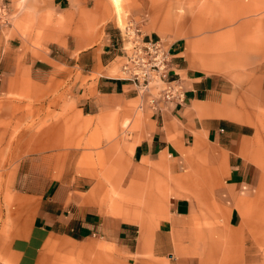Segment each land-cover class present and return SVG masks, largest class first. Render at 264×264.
I'll return each mask as SVG.
<instances>
[{"label":"crops","instance_id":"0c3cea01","mask_svg":"<svg viewBox=\"0 0 264 264\" xmlns=\"http://www.w3.org/2000/svg\"><path fill=\"white\" fill-rule=\"evenodd\" d=\"M5 1L10 24L0 27V177H9L1 192L12 195L14 209L9 212L3 197L2 264H37L50 238L98 240L139 264H209V258L225 256L231 234L241 241L246 213L250 225L258 224V215L264 216V178L254 158L257 140L264 138V116L253 108H264V100L255 99L258 77L248 79L249 90L237 99L223 81L229 79L205 71L184 39L168 36L174 25L210 29L220 21L161 20L166 0ZM132 27L147 39H161L182 101L151 102L124 79V30ZM236 30L227 29L228 38L217 43L220 56L232 57L236 42L229 33ZM48 85H62L73 113L90 119L92 128H108L114 116L117 129L129 121L127 139L101 143L105 169L83 173V151L76 146L18 154L46 141L33 133L10 138L18 99L28 96V87ZM119 147L126 151L120 160ZM111 176L120 178V200L102 179Z\"/></svg>","mask_w":264,"mask_h":264},{"label":"rangeland","instance_id":"374dc122","mask_svg":"<svg viewBox=\"0 0 264 264\" xmlns=\"http://www.w3.org/2000/svg\"><path fill=\"white\" fill-rule=\"evenodd\" d=\"M233 4L236 5L233 6ZM262 6H264V0H166L161 5L160 19H167L172 24H178L185 18L220 21L221 26L210 29H200L199 26L189 27L188 24L174 25L168 36L184 39L194 53L195 62L205 71L218 73L229 79L223 81H226L230 92L238 93L237 99L242 100L243 94L249 90L248 79L253 76L258 77L256 82L258 92L255 99L261 102L264 100L260 95L264 91V7ZM125 25V22L119 23L121 29ZM229 28L239 30L229 33L236 42V46L232 57L227 59L217 53V43L228 38L226 31ZM248 29L255 32L251 33ZM33 45L40 47V44L36 42ZM254 65H257L259 69L253 71ZM18 100L20 104L16 108L14 119L17 122V128L12 130L10 138L22 136L26 138L28 133H33L34 138L46 139L41 143L25 146V150L18 153L20 156L28 149L29 152L34 149L35 153L47 154L76 146L83 151L79 166L83 173H89L90 168L105 169L106 167L107 157L105 153L99 151L103 141L108 143L110 140L127 139L124 132L128 127V120L121 124L122 129H117L115 116L108 119V128H92L90 119H80L73 113V100L71 97L64 96L62 85L28 87V96L19 97ZM247 105L249 106V103ZM253 108L264 116V108L261 106ZM74 138L79 141L77 144H66L72 143ZM58 139L60 142L57 146H51V143L47 142V140L52 142ZM13 146L7 149L11 152ZM91 148L98 149L97 155L90 153ZM254 152L256 167L264 178V138L257 140ZM116 153L120 160L126 151H122L119 147ZM114 173L113 170L111 174ZM102 179L111 183L113 197L120 200L121 194L118 191L120 178L111 176ZM8 181V176L0 177V208L4 197L5 203L10 202L9 205L6 204L10 208L9 212H13L12 195L6 194L7 191L1 192L2 189L7 190ZM88 185V182L84 184L85 187ZM250 217L249 213H246L241 241L237 242V238H234V236L237 237L236 233L231 234L233 239H227L225 242V256L209 258V264H264V218H262L264 216L258 215L257 225L249 224ZM220 248L223 246L221 245ZM249 253H253V256H249ZM2 262L4 261L1 258L0 264ZM37 264H139V262L137 259L133 261L122 255L113 254L111 248L100 244L98 240L72 243L50 238L49 244L40 252Z\"/></svg>","mask_w":264,"mask_h":264},{"label":"built area","instance_id":"2783aa9c","mask_svg":"<svg viewBox=\"0 0 264 264\" xmlns=\"http://www.w3.org/2000/svg\"><path fill=\"white\" fill-rule=\"evenodd\" d=\"M10 24L9 5L0 0V27ZM128 46L120 70L124 79L149 96V101L161 98L180 102L183 92L176 80L170 77V57L161 39H147L138 27L124 30Z\"/></svg>","mask_w":264,"mask_h":264}]
</instances>
